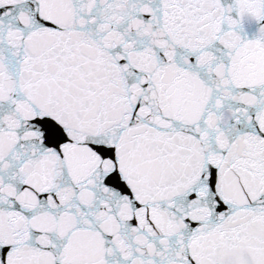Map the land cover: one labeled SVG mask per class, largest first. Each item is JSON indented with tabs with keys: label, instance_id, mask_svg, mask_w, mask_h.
Masks as SVG:
<instances>
[{
	"label": "snow or ice",
	"instance_id": "6c2138e0",
	"mask_svg": "<svg viewBox=\"0 0 264 264\" xmlns=\"http://www.w3.org/2000/svg\"><path fill=\"white\" fill-rule=\"evenodd\" d=\"M0 264H264V0H0Z\"/></svg>",
	"mask_w": 264,
	"mask_h": 264
}]
</instances>
